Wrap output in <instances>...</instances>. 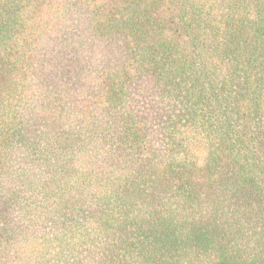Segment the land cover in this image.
I'll use <instances>...</instances> for the list:
<instances>
[{"label": "trees", "instance_id": "obj_1", "mask_svg": "<svg viewBox=\"0 0 264 264\" xmlns=\"http://www.w3.org/2000/svg\"><path fill=\"white\" fill-rule=\"evenodd\" d=\"M0 264H264V0H0Z\"/></svg>", "mask_w": 264, "mask_h": 264}]
</instances>
